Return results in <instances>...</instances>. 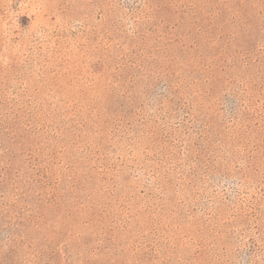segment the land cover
<instances>
[{"label": "rangeland", "instance_id": "1", "mask_svg": "<svg viewBox=\"0 0 264 264\" xmlns=\"http://www.w3.org/2000/svg\"><path fill=\"white\" fill-rule=\"evenodd\" d=\"M0 264H264V0H0Z\"/></svg>", "mask_w": 264, "mask_h": 264}]
</instances>
